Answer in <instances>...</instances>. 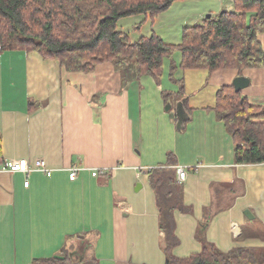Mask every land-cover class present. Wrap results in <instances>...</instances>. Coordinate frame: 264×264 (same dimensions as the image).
<instances>
[{"label": "crops", "instance_id": "1", "mask_svg": "<svg viewBox=\"0 0 264 264\" xmlns=\"http://www.w3.org/2000/svg\"><path fill=\"white\" fill-rule=\"evenodd\" d=\"M219 8L232 11V0ZM258 41L264 51V31ZM168 72L157 83L130 64L69 72L34 52H0V264H31L62 249L82 258L86 251L95 264H165L149 171L169 156L187 170L180 185L191 209L173 214L175 257L201 251L196 234L206 219L200 231L219 251L264 249V164L234 163L214 111L219 88L238 76L249 80L246 101L264 107V68L178 70L190 109L180 132L175 103L166 110L162 98L178 90ZM9 160H43L51 176L30 172L25 187L21 173L2 170Z\"/></svg>", "mask_w": 264, "mask_h": 264}, {"label": "trees", "instance_id": "2", "mask_svg": "<svg viewBox=\"0 0 264 264\" xmlns=\"http://www.w3.org/2000/svg\"><path fill=\"white\" fill-rule=\"evenodd\" d=\"M181 0H0V52H34L59 62L69 72H90L97 65L111 63L121 68L132 65L137 76H150L157 83L163 75L164 59L179 52V63H171L168 79L177 85L174 93L162 92L165 105L183 100V78L178 70L264 68V51L258 35L264 31V0H232V11H221L200 24L183 27L177 45L166 44L160 36L131 41L117 30L121 19L143 16L154 21ZM184 101V100H183ZM184 108L189 112L186 101ZM214 111L230 135L236 165L264 164V107L252 106L233 86L219 88ZM149 183L158 209V227L163 235L165 264H264V249L235 248L226 253L216 249L204 236L208 223L201 224L197 239L201 251L177 258L174 212L190 213L182 202V187L176 181L175 164L149 171ZM62 249L57 257L36 259L31 264H95Z\"/></svg>", "mask_w": 264, "mask_h": 264}, {"label": "rangeland", "instance_id": "3", "mask_svg": "<svg viewBox=\"0 0 264 264\" xmlns=\"http://www.w3.org/2000/svg\"><path fill=\"white\" fill-rule=\"evenodd\" d=\"M211 2L216 6L213 8ZM222 0H181L175 2L166 12L157 16L154 21L146 19L143 21V16H136L121 19L117 23V30L128 35L131 41H136L140 37H150L153 34L161 36L162 40L169 45H177L181 40V30L183 27L194 26L200 24L210 13L218 14L221 9H218L219 3ZM210 3L209 11L203 13L205 5ZM209 6V5H208ZM210 12V13H209ZM198 14H202L198 16ZM180 59L179 52H175L171 59H164L163 66L168 69L173 62L177 64ZM165 71V70H164ZM179 72L176 77H178ZM174 105V104H173Z\"/></svg>", "mask_w": 264, "mask_h": 264}, {"label": "built area", "instance_id": "4", "mask_svg": "<svg viewBox=\"0 0 264 264\" xmlns=\"http://www.w3.org/2000/svg\"><path fill=\"white\" fill-rule=\"evenodd\" d=\"M2 170L9 172V173H21L25 177V181L23 185L25 187L28 186L27 177L30 172H41L45 176H51V169L47 166V164L43 160H34L32 162H28L27 160H9L6 161L3 166ZM104 172L99 171H92L91 176L96 177ZM175 173H176V181L181 184L187 178V170L181 166H175ZM68 178L70 181H75L77 178V169L71 168L68 173Z\"/></svg>", "mask_w": 264, "mask_h": 264}, {"label": "water", "instance_id": "5", "mask_svg": "<svg viewBox=\"0 0 264 264\" xmlns=\"http://www.w3.org/2000/svg\"><path fill=\"white\" fill-rule=\"evenodd\" d=\"M209 17H210V15L206 16V18H209ZM248 85H249V80L244 78V77H241V76L236 77L232 82V86H233V89L235 92L242 91ZM165 109L170 110L171 105H167ZM174 112H175V118H176L175 129H176V131L180 132L184 128V124L190 119L189 114L187 113V111L184 108V101L183 100L175 102ZM81 237L82 236H80V238ZM70 256H73V257L80 256V258H82V255L79 254L77 250L71 252ZM54 257L61 258L60 256H54Z\"/></svg>", "mask_w": 264, "mask_h": 264}]
</instances>
